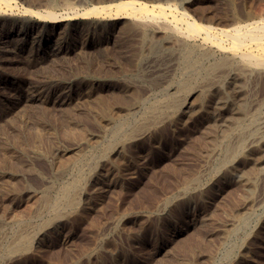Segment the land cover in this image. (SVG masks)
<instances>
[{
  "label": "rangeland",
  "instance_id": "374dc122",
  "mask_svg": "<svg viewBox=\"0 0 264 264\" xmlns=\"http://www.w3.org/2000/svg\"><path fill=\"white\" fill-rule=\"evenodd\" d=\"M120 1L0 0L24 19L0 21V264H264L263 71L168 67L114 8L83 15ZM166 2L146 3L217 28L264 18V0ZM78 165L76 204L52 215ZM21 235L29 252L7 253Z\"/></svg>",
  "mask_w": 264,
  "mask_h": 264
},
{
  "label": "bare ground",
  "instance_id": "6f19581e",
  "mask_svg": "<svg viewBox=\"0 0 264 264\" xmlns=\"http://www.w3.org/2000/svg\"><path fill=\"white\" fill-rule=\"evenodd\" d=\"M143 1H145V2H143ZM143 1H139V0L123 1L122 0V1L117 2L111 6L108 5L105 7H103V6L102 7L101 6L100 7H98V6L91 7L90 9H88L86 11V13H84V14L82 13V14L85 15L84 17H86L87 15L88 16L89 15H91V16L96 15L97 17H99L98 18L99 20H104V19L107 20V19H109V17H111L109 15V12H111V11H109L108 9L114 8L115 12H113V13H115L116 19L125 21L128 24L123 22L124 24H126V25L131 24L134 28H136V30L138 31V33L140 35L139 39H141L145 49H146V47H147V49H150V53H151V50L156 47L154 45V43L157 44V41L154 39L158 38V51H159V49L161 51L162 50L166 51V52L164 51L162 53L160 51V55L158 56L160 58L159 60L161 62L167 63L168 67L179 66L180 68L184 69L188 73H192V72L194 73L198 67L201 68V66L204 63L211 61V64H209V69H207L208 72L206 71L207 74L204 77H208L209 74L214 70H224V69H232V70L234 69L236 72H238L240 75H242V77L247 76V75L251 76L252 74H254L256 72H258V74H259L260 71H263V73H264V18H261L259 16L260 17L259 19L253 20V21H250L247 23H241L239 21H236L237 19L234 18L233 20H231V23L228 24L229 26L226 25L227 27L225 26V27L217 28V27H213L210 25H200V24H197L194 20L193 21L190 20L189 19L190 15L188 14L189 15L188 16L184 12L180 13L177 5L176 6H170V5L162 6V5H159L157 3H156L157 5H155V4L149 5L148 4L149 2H154V1L156 2V0H143ZM146 2H148V3H146ZM165 2H166V0H165ZM2 3L0 5H2ZM4 3L6 4L7 2L4 1ZM6 6L8 9L9 4H6L5 7ZM2 8L0 6V21L5 22V20H7V23L12 21L13 23L15 22V24L16 23L17 24H23V22H24L23 17L14 16V14H13L14 12L11 13L12 10H10V12H8L7 10H4ZM167 10H169V11H167ZM27 12H29V15L33 14L32 12L30 13V10H27ZM36 13H37L40 21H41V18H43V20H45L47 22L51 21L52 24H56L57 22H61L58 20L57 14H55L53 11H48V12H44V13L36 12ZM36 13H34V14H36ZM72 13L74 14V11ZM77 13L78 12L76 11L75 14L78 15ZM104 16H105V18H104ZM107 16H109V17L106 19ZM93 17H95V16H93ZM60 18L62 19L64 17H60ZM202 18H204V17H202ZM209 22H211V21H209ZM120 23H121V21H120ZM2 26H8V25L2 24ZM52 27H54V26H52ZM3 36H4V39H6V40L13 38L11 36V34H9V33H7ZM150 40L151 41L154 40L153 41L154 43H152ZM142 43L140 42V44H142ZM164 47H165V49H163ZM155 49H157V48H155ZM204 73H205V71H204ZM201 75H203V72H201ZM201 75L198 72L195 75H193L192 77H201ZM221 75H223V74H221ZM194 80H196V79H194ZM189 81H190V79L188 81H185V79H184V81L180 85H178L179 87H176L178 89L177 90L174 89L175 92L173 94H171L169 97V103L170 104L174 105L175 102L174 103H172V102L175 99V95L178 94L180 97V94H182V95L183 94H185V95L190 94L189 90L191 87H190ZM164 105H166V104H164ZM185 105H187V104H185ZM153 106L151 107L152 110L157 109V108H154ZM168 107H169V105H168ZM151 109H149V110H151ZM149 112H151V111H149ZM99 113H102V112H99ZM104 115H105V111H104ZM107 115H109V114H107ZM255 124H257V123H255ZM117 125L119 126L121 124H117ZM247 126H249V125H247ZM114 127H116V126H114ZM257 127H258V125H257ZM115 131H117V130L115 129ZM114 134H116V132ZM123 143H125V142H123ZM242 145L243 144H241V143L237 144L236 148L233 147L229 150L234 155L239 154L241 157L244 158L245 153H240L243 149ZM108 148L107 147L104 148L105 152L109 150ZM226 156H228V155H226ZM78 163H80V162H78ZM76 172H77V174H76L75 180L71 181V183H69V184L67 183L68 185L66 184V186L64 185V187L61 188V190H60L58 200L53 202L51 205L49 204L48 207H49L50 213L52 215L58 214L61 211V208L63 206L67 209H70V208H73L72 207V206H74L73 203L76 204V201L74 202V193H75V190H76V188L79 184V181H80V175H81L80 174V165H78V167L76 168ZM25 236L21 235L20 238L14 243V245L8 247L6 249L7 253L15 254V253H19V252H23L25 250H28V242L26 239L27 237H25ZM28 252H29V250H28Z\"/></svg>",
  "mask_w": 264,
  "mask_h": 264
}]
</instances>
